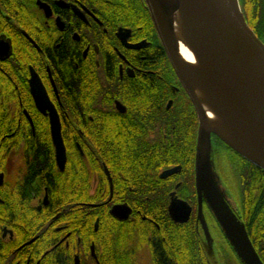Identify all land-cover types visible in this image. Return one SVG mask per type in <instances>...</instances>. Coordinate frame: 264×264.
Wrapping results in <instances>:
<instances>
[{"label":"flooded vegetation","instance_id":"flooded-vegetation-1","mask_svg":"<svg viewBox=\"0 0 264 264\" xmlns=\"http://www.w3.org/2000/svg\"><path fill=\"white\" fill-rule=\"evenodd\" d=\"M135 3L130 16L128 0H0V264H31L37 238L50 249L33 264L50 250L59 264H75L76 256L78 264H101L95 242H82L62 220L65 181L73 205L107 216L103 264H127L116 253L125 250L122 237L139 232L134 222L145 223L148 242L163 239L165 215L189 222L202 244L203 222L219 231L195 184L197 114L146 3ZM50 109L65 148L62 169ZM184 203L188 220L175 222L169 207L182 215ZM113 207L128 208V217ZM31 214L41 230L32 237ZM95 222L97 231L99 215ZM82 244L89 257L80 256Z\"/></svg>","mask_w":264,"mask_h":264},{"label":"water","instance_id":"water-1","mask_svg":"<svg viewBox=\"0 0 264 264\" xmlns=\"http://www.w3.org/2000/svg\"><path fill=\"white\" fill-rule=\"evenodd\" d=\"M144 2L168 59L198 117L194 167L199 201L201 202L202 197L207 201L218 219L225 239L242 264H263L243 222L233 211L227 209L226 203L214 188L211 151H215L212 138L214 135L248 161L264 169V42L247 24L238 0H144ZM178 8L185 14L195 45L208 68L212 90L221 101L234 131L247 143L257 160L241 153L218 131L204 124L203 107L177 56L171 17L172 11ZM50 129L56 148V160L62 169L66 157L65 148L54 109L50 113ZM117 209L113 207L111 213L120 219L128 217V208L122 209L121 213H118ZM189 212L187 205L182 215L177 213L175 204L169 207V214L175 222H186ZM203 229L205 234V222ZM91 253L95 257L93 248ZM75 264H78L77 256Z\"/></svg>","mask_w":264,"mask_h":264},{"label":"trees","instance_id":"trees-1","mask_svg":"<svg viewBox=\"0 0 264 264\" xmlns=\"http://www.w3.org/2000/svg\"><path fill=\"white\" fill-rule=\"evenodd\" d=\"M242 14L254 31L257 37L264 42V0H238ZM138 7L135 0H128L124 12L130 16L137 13ZM216 153H222L225 156L231 175L235 178V213L237 218L243 222L245 230L257 251L260 258L264 261V169L254 165L246 158L238 154L236 151L227 146L223 141L214 136ZM218 150V152H217ZM40 170H43L42 168ZM39 173V171H37ZM234 189L232 186L230 187ZM62 197L59 198L60 204L65 208L62 214V220L68 221V229L73 235L81 238L82 242L93 240L96 244L97 255L101 264H103L105 238V221L107 216L102 209L93 208V215L88 216L87 212L91 209L84 205L75 206L77 199L74 198L73 184L71 182H63L59 189ZM99 200H92L98 202ZM101 211V213L98 212ZM99 215L98 230L94 231L95 217ZM31 226L29 235H39L40 229L37 224V218L31 214ZM140 223L131 224V229L137 228V234H130L122 237L119 242L125 246V250L121 254L126 259L127 264H131L133 258L140 255L138 247L147 250L149 253V261L151 264H212L205 248L200 241L198 231L190 225V223L177 224L165 215L164 220L159 221L160 237H154L152 241L146 240L143 230L139 228L144 225ZM128 228V227H127ZM225 238V237H224ZM114 239V238H113ZM37 238L29 247L31 253V264L41 258V254L46 249H50V244L43 242ZM118 241V239H117ZM228 243V242H227ZM87 245L82 244L80 250L84 255ZM140 249V248H139ZM102 250V251H101ZM57 254L54 250H50L41 259L45 264H59L55 261ZM41 263V264H42Z\"/></svg>","mask_w":264,"mask_h":264},{"label":"bare ground","instance_id":"bare-ground-1","mask_svg":"<svg viewBox=\"0 0 264 264\" xmlns=\"http://www.w3.org/2000/svg\"><path fill=\"white\" fill-rule=\"evenodd\" d=\"M172 28L179 63L190 81L204 113V124L212 127L234 148L257 160L247 143L233 129L223 105L211 88V76L198 51L194 37L182 9L172 11Z\"/></svg>","mask_w":264,"mask_h":264},{"label":"rangeland","instance_id":"rangeland-1","mask_svg":"<svg viewBox=\"0 0 264 264\" xmlns=\"http://www.w3.org/2000/svg\"><path fill=\"white\" fill-rule=\"evenodd\" d=\"M239 2V1H238ZM214 142V135H212ZM214 149V148H213ZM216 150V147H215ZM218 152V150H217ZM211 172L214 188L219 194L220 198L223 199V202L226 203L227 209L231 210L235 213V200L232 195H235V178L231 175L230 170L227 165V161L225 156H218L216 151H211ZM233 187L234 189L230 188ZM207 210L212 215V218L215 221L219 231L211 226L206 224V233L204 235L203 246L205 248L208 257L212 264H223L226 261H229V264H242V262L237 258L233 250L230 248L227 240L224 238V233L222 228L218 222V219L214 212L210 209L207 201H206ZM236 215V213H235ZM105 230V229H104ZM106 232V230L104 231ZM113 237L110 239L112 240ZM140 248V249H139ZM140 255L138 256L137 264H151L149 261V253L147 250H143L141 246L138 248ZM82 257V255H80ZM89 257V250L87 248L83 257ZM229 257L232 258V261L229 260ZM236 261V262H235Z\"/></svg>","mask_w":264,"mask_h":264}]
</instances>
